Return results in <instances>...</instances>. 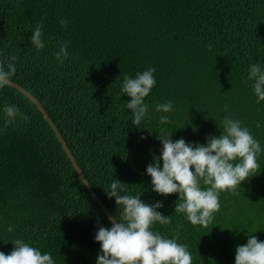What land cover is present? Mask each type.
<instances>
[{"label":"trees","instance_id":"1","mask_svg":"<svg viewBox=\"0 0 264 264\" xmlns=\"http://www.w3.org/2000/svg\"><path fill=\"white\" fill-rule=\"evenodd\" d=\"M41 23L45 47L37 51L30 37ZM62 41L69 55L60 63ZM13 55L12 81L41 103L118 221L120 209L106 193L115 179L124 183L122 195L163 202L157 211L171 223L152 230L173 238L179 229L192 264H235L248 234L264 241V101L256 102L248 80L252 64L264 68V0H0L6 70ZM148 68L156 70V85L137 126L123 80ZM169 100L170 112L156 110ZM5 105L29 120L7 123ZM165 115L170 122L161 124ZM226 115L260 142V173L238 194L220 193V210L207 227L193 225L174 212L179 193L153 191L146 169L161 155V131L173 141L206 144L222 134ZM111 223L38 106L13 86L0 89V251L10 254L21 239L51 253L55 264H97L95 235Z\"/></svg>","mask_w":264,"mask_h":264},{"label":"clouds","instance_id":"2","mask_svg":"<svg viewBox=\"0 0 264 264\" xmlns=\"http://www.w3.org/2000/svg\"><path fill=\"white\" fill-rule=\"evenodd\" d=\"M60 23L66 26L68 21L61 19ZM42 28V23L36 26L30 37L37 51L45 47ZM211 47L209 44V50ZM55 55L60 63L64 62L69 55L66 42H61ZM16 59L15 55L9 58L7 70L0 62V89L11 86L17 71L13 63ZM155 71V68H148L137 72L135 78L124 77L122 92L131 97L126 107L132 110L134 125L139 126L148 112L144 100L156 85ZM248 80L253 81L252 89L259 104L264 101V68L258 63L252 64ZM172 108L171 100L156 105L158 112L167 113ZM4 112L9 118L7 123H11L16 116L29 120L27 114L21 113L15 105H5ZM169 122L168 116L160 117L161 124ZM220 128L222 134L209 136L206 144L189 143L183 138L173 141L172 134L161 131L157 136L162 142L161 155L155 157V163L149 164L146 169L152 178L153 191L163 196L179 193L174 212L183 213L193 225L207 227L213 221L214 213L220 210V193L236 195L243 181L260 173L258 157L262 148L250 129L228 115L223 117ZM122 192L124 183L119 179H115L110 190H106L109 198H115L120 220L110 218V228L99 227L95 235V240L101 245L97 264H192L188 245L178 242L179 229L173 238H166L152 230L156 223H171L170 215L157 211L163 207V202L150 204L143 201L141 195H122ZM12 230L9 226L8 231ZM248 237L246 244L236 248L235 264H264V241L252 234ZM13 244L15 247L10 254L0 251V264H55L51 253H42L21 239Z\"/></svg>","mask_w":264,"mask_h":264},{"label":"water","instance_id":"3","mask_svg":"<svg viewBox=\"0 0 264 264\" xmlns=\"http://www.w3.org/2000/svg\"><path fill=\"white\" fill-rule=\"evenodd\" d=\"M11 86H13L14 88L18 89L19 91H21L22 93H24L25 95H27L38 106V108L43 113L44 117L46 118V120L48 121V123L50 124V126L52 127V129L55 131L58 139L62 143V145H63L66 153L68 154V156H69L70 160L72 161L75 169L79 173L80 177L82 178L83 182L85 183V185H86L87 189L89 190V192L91 193V195L96 199V201L98 202V204L100 205V207L102 208V210L106 213V215L109 217V219L112 218L114 220L115 217L111 214V212L108 210L107 206L103 203V201L101 200V198L95 193V191L93 190V188L89 184V182H88L85 174L83 173V171L81 170V168L77 164V162H76L73 154L71 153L69 147L67 146V144H66L64 138L62 137L60 131L56 127L55 123L52 121L51 117L48 115L47 111L43 108V106L41 105V103L36 99V97L34 95H32L29 91H27L26 89H24L18 83L12 81Z\"/></svg>","mask_w":264,"mask_h":264}]
</instances>
